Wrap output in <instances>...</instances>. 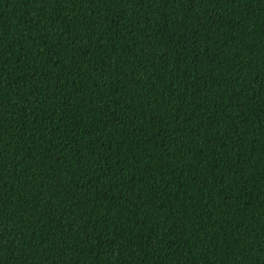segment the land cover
Instances as JSON below:
<instances>
[{
  "label": "trees",
  "instance_id": "obj_1",
  "mask_svg": "<svg viewBox=\"0 0 264 264\" xmlns=\"http://www.w3.org/2000/svg\"><path fill=\"white\" fill-rule=\"evenodd\" d=\"M0 264H264V0H0Z\"/></svg>",
  "mask_w": 264,
  "mask_h": 264
}]
</instances>
